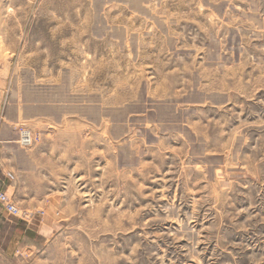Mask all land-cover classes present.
<instances>
[{
  "label": "rangeland",
  "instance_id": "374dc122",
  "mask_svg": "<svg viewBox=\"0 0 264 264\" xmlns=\"http://www.w3.org/2000/svg\"><path fill=\"white\" fill-rule=\"evenodd\" d=\"M0 17L18 35L0 53L47 46L49 84L18 153L48 195L0 202V264H264V0H0Z\"/></svg>",
  "mask_w": 264,
  "mask_h": 264
},
{
  "label": "crops",
  "instance_id": "0c3cea01",
  "mask_svg": "<svg viewBox=\"0 0 264 264\" xmlns=\"http://www.w3.org/2000/svg\"><path fill=\"white\" fill-rule=\"evenodd\" d=\"M2 21L0 17V38L18 37L17 32L3 31ZM22 39L20 46L16 41L5 42V55L0 53V107L3 105L0 108V192L14 197L20 193L28 198H43L47 192L44 196L34 194L38 190L26 186L33 175L28 171L30 160L28 166L18 165V153L25 154L29 148L17 146V152L13 143L16 144L19 125L28 127L27 121L43 116V104L48 101L44 96L49 91L47 46L43 57L42 46L34 50L31 41L25 36Z\"/></svg>",
  "mask_w": 264,
  "mask_h": 264
},
{
  "label": "built area",
  "instance_id": "2783aa9c",
  "mask_svg": "<svg viewBox=\"0 0 264 264\" xmlns=\"http://www.w3.org/2000/svg\"><path fill=\"white\" fill-rule=\"evenodd\" d=\"M40 139L38 134L33 133L29 128L20 125L17 129V139L16 144L21 147L31 146L33 143ZM0 202L2 203L4 209L8 211L9 214L14 216H21L18 207L13 203L12 198L5 192H0Z\"/></svg>",
  "mask_w": 264,
  "mask_h": 264
}]
</instances>
